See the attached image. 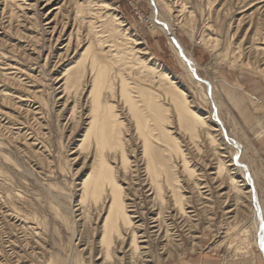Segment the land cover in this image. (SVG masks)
Masks as SVG:
<instances>
[{"label":"rangeland","instance_id":"rangeland-1","mask_svg":"<svg viewBox=\"0 0 264 264\" xmlns=\"http://www.w3.org/2000/svg\"><path fill=\"white\" fill-rule=\"evenodd\" d=\"M75 1L18 0L15 4L10 0H0V264H43V261L34 257V249L40 252L43 249L45 259H48L49 253L64 260L70 256L72 264L73 256L80 254L88 264L89 261L84 258L90 246L93 247V264H100L101 261L98 260V246H94L100 236H95L96 232L90 234L100 227L102 221H96L100 214L93 210L88 212L86 208L82 212L83 206L79 202L80 185L88 174L92 161L85 152H78L88 122V105L85 100L88 90L84 97L76 99L79 102L77 106L81 107H75L74 98L66 96L61 79L66 67L80 57V48L85 42L83 32L86 27L82 25L81 20L75 19L73 11L75 3L83 1ZM87 1L90 2L91 8L98 10L99 14L94 18L98 22L96 25L100 26L99 29L105 31L103 35L109 36L106 33L108 14L116 15V19L122 24L118 34H115L114 41L120 44L130 38L140 43L133 45L135 50L142 47L147 51L146 54L139 51L138 57L146 60L151 57L152 60L148 62L155 63L157 69L167 72L191 102V109L210 116L211 106L200 96L201 88L188 80L159 25H155L149 1ZM102 1L106 2L108 9L102 6ZM166 2L170 9L159 8L162 18L160 20L170 24L184 52L191 54L198 67L197 75L211 82L218 101L222 132L242 147L240 161L248 165L253 175L256 195L264 212V58L254 50L259 43L264 46V0ZM98 15L101 17H97ZM104 21L106 22L103 24ZM152 21L155 24H152ZM79 33L83 38L80 39L81 44L76 45L75 36ZM59 34L62 36H58ZM126 44L130 47L129 43ZM18 79H21L22 83ZM252 104L259 109L254 110ZM73 108L74 113L71 110ZM211 125L215 127V133L219 134L216 123L211 122ZM173 129L178 130L177 127ZM131 131L128 127L124 134L126 139L133 138L126 149L131 162L137 157L135 167L139 172L133 171L134 174H130L132 177L128 175L129 177L119 183L124 189L130 187L126 190V202L131 203L130 210L136 209L138 212L134 211V215L136 224L142 225V228L139 227L140 234L143 237L147 235L143 241L146 240L149 244L150 253L147 254V259L153 260L149 263L264 264L256 247L254 227L250 221L247 185L242 182L240 172H234L230 167L237 185H240L239 189L243 188L240 191L244 195L241 197L240 192L238 200L235 194L229 192L225 183L221 187L220 181L217 183L216 178V181L211 178V166L205 165L206 158L211 162V157L206 154L209 151L206 140L200 141L201 149L197 152L178 130L177 136L180 135V140L187 142L185 148L191 159L190 164L198 173L191 179L184 177L183 171L179 169L180 161L174 158L176 168L178 167L175 168L176 172L181 171L178 172L181 188L185 193L188 191L185 194L188 205L183 214H177L176 208L172 206H165L161 210L159 204L152 203L151 207L149 187L142 181L144 176L142 177L140 172L143 165L137 155L139 146L136 145ZM218 151L222 153L221 157L225 158L228 165L232 152L230 147L219 146ZM131 166L134 170V163ZM135 175L140 179L134 177ZM196 178H199L200 182ZM194 183L200 187L202 185L203 188ZM185 184L188 188L184 187ZM134 189L138 190L137 193H134ZM225 191L230 193L225 195L226 199L223 195ZM133 203L137 206L133 207ZM234 203L238 208L232 207ZM171 214H175V217L171 218ZM87 219L88 221H85ZM89 224L94 229L91 225L89 227ZM72 232L75 236L70 239ZM166 233L174 238L171 239L172 257L171 254H163L160 250L162 245L159 241ZM34 236L43 242L35 244ZM72 247L77 253L73 251L74 254H71Z\"/></svg>","mask_w":264,"mask_h":264},{"label":"bare ground","instance_id":"bare-ground-1","mask_svg":"<svg viewBox=\"0 0 264 264\" xmlns=\"http://www.w3.org/2000/svg\"><path fill=\"white\" fill-rule=\"evenodd\" d=\"M10 1L12 3L15 2L16 4L18 0ZM82 1V3H80L79 1V3H75L73 11L75 13V19L77 18L81 20L82 25L86 27L85 31L83 32L85 42H83L84 44L81 45L80 49L82 50L79 55L80 57H78L73 64L67 66L64 70L63 78L61 77L63 84H61L63 86L64 92L66 93V96L71 97L70 99L74 98L73 106L75 107H78L77 105L79 103L76 99H79L82 96L84 97L85 92L87 93L88 90V93L85 97L86 105H88V122L86 123L85 132L83 133V136L79 143L80 145L78 146V152L82 154L83 152H85L87 155H89V158H91L92 161L90 163V170L80 185L81 193L79 202L83 206L82 212L85 211L83 209L86 208L88 212H90V210H93L100 214V216L97 214L98 219L96 220L97 222L102 221L99 228L94 229V227L89 224V227L91 225V227L94 229L92 233L90 232V234L96 232L95 236H100L98 242L94 243V246H98L99 249L98 260H101L100 264H150L149 262H153L152 259L150 261L149 259H147V254L150 253L148 246L149 244L146 240L143 241V238L145 237L146 239L147 235L143 237V235L140 234L139 227H141L142 225L138 226L135 222L136 218L134 215V211H136V209L134 208L135 210L133 211L132 209L130 210L129 208L131 207V203L128 204L126 202L128 195L126 190H128V188L130 187L128 186L126 189H124L119 183L120 180H125L127 177L134 174V172H139L136 171L137 168L135 167L137 157L134 159V162H131L130 158L128 157V151L126 149L128 148L127 146L131 144L130 139H133H126L125 137L127 136H124L128 127L132 129L131 132H133L135 142L137 143L136 145L139 146V153L137 155H139L143 165L142 168L140 167V172H142L143 175L140 174V176H144L142 181L145 182V184L149 187L148 191L150 192L149 195L151 197L150 199H148L151 202V207L153 206L152 203H154V205L159 204V209L161 210L165 206H172L173 208H176L177 214L178 212L180 214H183L186 205H188L186 204V201L188 199H186L185 195L188 193V191H186L187 193H185L184 189L181 188V180L178 176V172L181 171L178 170V172H176L177 170H175L176 165L174 158L180 161L179 169L183 171L184 177L187 176L186 178L191 179L192 177L194 178L195 173H198L196 168L190 164L191 159L187 155V149L185 148V144L187 142H183V139L180 140V135L182 134L184 136V139L186 138V141H188L197 152H199L201 149L199 145L200 141L206 140L208 145L207 149L209 150L206 154L211 157V162L208 161V158H206L207 161L205 165L208 164V166H211L212 177H210L214 181L217 180V183L220 181V186L225 183L224 185L228 186L229 189H227L229 190V192L231 191V194H235V198L239 200V195L241 192L240 189L243 188L239 189L240 185H237L238 183L234 179L230 167L234 169V172L235 170H238L243 178L242 182L247 185L246 197L248 196L250 199V221L252 227H254V237L257 250L259 251V255L262 256L264 260V212L261 202L256 195V186L253 183V175L250 173L251 171H249L248 165L243 164L240 161V157L242 155V147L240 146V144L231 139L232 137L230 138L225 136L222 132V125L218 116V101L214 96L211 82L197 75L196 71L198 67H196L191 54L184 52V48H182L179 39H177L172 32L170 24H166L165 22L160 20L162 18H160L161 11L159 10V8H162V10H169L170 6L168 2H166V0H147L151 3L153 18L154 22L156 23L155 24L152 21V24H155L157 26L159 25L160 31L163 33L165 39H167V41L169 42V46L172 50V53L175 55L179 66L181 68H184L188 80L193 82L197 86L199 85V87L201 88L200 96L203 97V100L211 106L210 116H205L202 112L192 110L190 107L191 102H189L186 95L179 89L177 83H175V81H173L168 76L167 72L165 70L157 69L155 63L150 64L148 62L149 60H152L151 57L148 60L142 59V57H138L139 51L143 54H146L147 51L142 47H139L137 48V50H135V47H133V45L137 46L140 43H137V41L134 39H126L125 41L130 44V48L126 46V42L117 44L116 41H114L115 34H118V30L122 24V22H119L118 19H116V15L111 16L110 14H108L109 21L107 20V22H103V24L106 22V29H108L106 33H108L109 36L106 37L105 35H103L105 31L103 32L102 29H99L100 26L96 25V23L98 24V22H96L94 16L98 13V10L96 8H91L89 1ZM102 3V6L104 8L108 7L106 2L104 3V1H102ZM182 9L183 8H181V10ZM56 10L58 9L56 8ZM181 10L180 12L182 13L183 10ZM58 13L59 12L57 11V14ZM189 16L191 18L192 13H190ZM97 17L101 16L98 15ZM54 29L55 28H53V30ZM72 32L74 33V31ZM79 35H76V38L74 37L75 44H81L80 39H82L83 36L81 37V35ZM58 36L62 35L59 34ZM260 45L263 44L259 43L254 47V50L261 53L264 58V46ZM63 50H65V48H63ZM64 54H66V52H64ZM261 71L263 72V70ZM63 89L61 91H63ZM118 100L120 101V103H118ZM252 105L254 110L257 111L259 109L255 106V104ZM71 110L72 113H74L75 109L73 108ZM211 122L216 123V125L218 126L216 129L218 130L219 134L215 133V127H212ZM176 127L178 128L179 133L181 132L179 137L177 136L179 134L178 130L173 129ZM175 130H177L178 134ZM219 146L230 147L232 151L230 152L231 158L228 165L226 163L227 161L224 160L225 158L223 159V157H221L222 153L218 151ZM222 148L221 150H223ZM133 153L134 152L132 151V154ZM132 163H134V170L131 166ZM134 177L137 176L135 175ZM199 178L196 179L199 180ZM200 180L202 179L200 178ZM130 181L129 185H131ZM189 182L192 183L190 180ZM194 185L198 186V184L196 183H194ZM193 186L191 187L193 188ZM184 187L188 188L186 187V184ZM194 189L195 188H193V190ZM134 190H136L134 191V193H137L138 190ZM227 192H223L225 199V195L230 194ZM243 195L241 192L240 196L242 197ZM253 195L256 197H254L255 199L252 197ZM134 205L135 204L133 203V207ZM135 206H137V204ZM232 207L237 206L234 203ZM172 209L169 208V210ZM165 212H167V210H165ZM176 212L174 213L176 214ZM174 215L171 214V218H173L172 216ZM184 216L186 215L184 214ZM168 220L170 219L168 218ZM85 221H88V219ZM167 222L169 223V221ZM171 231L173 232V230ZM244 232H246L245 229ZM146 234H148V232ZM156 234H159L158 231H156ZM168 234L166 233L165 237H163L162 240L159 241L162 245L160 247V250L163 254L166 255L171 254V247H173L171 239H174L171 238ZM153 235L155 237V234ZM74 236V232H72L70 239H73ZM34 238L36 239V241L34 240ZM159 238H161V236ZM33 240L36 242L35 244H40L39 241H41V243L43 242V240H39L37 236H34ZM95 247L94 249H96ZM92 248L90 246L87 251L85 250L86 257L84 259L89 261L88 264H93V261L91 260L93 257ZM34 250V257L38 260H41V262L43 261V264H72L71 258H69L70 256L66 260L62 258L61 260L57 257L58 255L56 256L55 254L48 252L49 257L48 259H45L43 257V249H41V252L38 249ZM73 251L74 253H77L72 247L71 254L73 253ZM81 257L83 256H80V254L74 255V264H87V262L83 261ZM158 260L160 261V258Z\"/></svg>","mask_w":264,"mask_h":264},{"label":"water","instance_id":"water-1","mask_svg":"<svg viewBox=\"0 0 264 264\" xmlns=\"http://www.w3.org/2000/svg\"><path fill=\"white\" fill-rule=\"evenodd\" d=\"M247 178H248V177H247ZM252 197L254 198L255 196L253 195ZM255 198H256V197H255ZM255 198H254V199H255Z\"/></svg>","mask_w":264,"mask_h":264}]
</instances>
